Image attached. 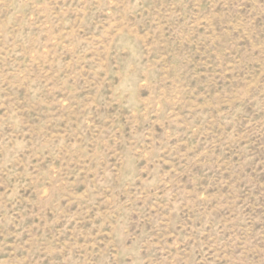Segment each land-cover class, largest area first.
<instances>
[{
	"label": "rangeland",
	"instance_id": "1",
	"mask_svg": "<svg viewBox=\"0 0 264 264\" xmlns=\"http://www.w3.org/2000/svg\"><path fill=\"white\" fill-rule=\"evenodd\" d=\"M0 264H264V0H0Z\"/></svg>",
	"mask_w": 264,
	"mask_h": 264
}]
</instances>
